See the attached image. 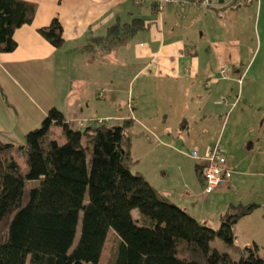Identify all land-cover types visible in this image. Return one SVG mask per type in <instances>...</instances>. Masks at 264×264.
Segmentation results:
<instances>
[{"label": "trees", "instance_id": "1", "mask_svg": "<svg viewBox=\"0 0 264 264\" xmlns=\"http://www.w3.org/2000/svg\"><path fill=\"white\" fill-rule=\"evenodd\" d=\"M209 1L204 7H213ZM251 1L232 0L228 6ZM35 11L31 1L0 0V53L16 48L15 30L30 24ZM148 23L138 17L116 21L90 41L117 46ZM37 32L56 48L63 44L56 17ZM217 77L229 79L228 73ZM127 124L91 123L78 130L51 107L23 144L0 140V264H101L110 230L115 238L109 264H264L257 244L241 246L234 233L235 224L258 205L229 204L216 228L195 219L132 170ZM53 126L60 127L63 143L53 137ZM194 172L203 184L202 166L196 164ZM215 238L227 251L211 247Z\"/></svg>", "mask_w": 264, "mask_h": 264}, {"label": "crops", "instance_id": "2", "mask_svg": "<svg viewBox=\"0 0 264 264\" xmlns=\"http://www.w3.org/2000/svg\"><path fill=\"white\" fill-rule=\"evenodd\" d=\"M26 1L36 4L34 18L30 24L15 30L16 48L12 52L0 53V97L6 103L0 106V130L4 134L12 136L19 132L22 135L29 131L22 128L26 116L19 117L23 107L20 99L16 98L19 92L25 91L20 84L23 75L29 80L35 77L38 82L37 76L43 67L53 65L55 59L63 58V55L69 58L73 72L78 69L81 73L78 78L74 75L69 78V91L78 90L76 100L69 105H73L72 108L66 109V114L58 108L66 121L91 117L115 122L107 126L128 122L125 132L131 138V151L134 140L148 153L154 148L146 139L169 140L168 145L172 148L180 139L185 143L196 140L191 141L192 147L186 153L189 157L192 151L203 155L217 141L205 144L202 140L219 138L223 125H228L233 132L242 127V115L221 122L225 108L230 110L236 106L234 101H230L234 98L235 89L228 83L229 79L217 77L218 68L225 60L234 62L236 42L227 41L226 37L221 41V38L211 36L213 29L219 31L229 27L230 17L237 13L233 11L240 8H230L228 5L232 0H211L213 7L210 8L190 5L186 0H169L160 12L154 9L157 0L142 4L131 0ZM54 17L61 23L64 37L63 44L57 48L37 32ZM133 17L149 23L125 43L108 47L90 41L104 36L116 21L126 23ZM114 65L120 66L121 75L113 84L109 73L111 69L114 71ZM126 75H129L128 80L124 79ZM238 75L242 76L241 73ZM102 89L105 97L98 98L97 93ZM106 92L112 93L109 100H106ZM129 99L134 100L130 106L127 104ZM11 109L15 111V118ZM223 152L227 165L234 170V163L224 149ZM134 160L138 163L140 158ZM140 172L146 177L144 172ZM154 180L161 185L156 177ZM229 184L221 186L228 187ZM199 185L203 189V184ZM163 186L162 189L154 187L170 199V191ZM194 196L201 198L204 195L201 191V195ZM179 200L187 203L183 194L179 195Z\"/></svg>", "mask_w": 264, "mask_h": 264}, {"label": "rangeland", "instance_id": "3", "mask_svg": "<svg viewBox=\"0 0 264 264\" xmlns=\"http://www.w3.org/2000/svg\"><path fill=\"white\" fill-rule=\"evenodd\" d=\"M234 12L237 13L230 17L229 27L227 29L220 28L219 31L213 29L211 36L221 38L219 39L221 41H223L222 37H226L227 41L234 40L236 42L233 47L235 50L234 62L225 60L222 63L228 73V83L235 89L234 98H230V101H234L236 106L230 110L225 108L226 113H222L221 122L231 120L236 115H242L244 123L236 132L228 128V125H223V134L221 133L219 138L202 140L205 144L217 141L226 151L227 157L234 163V170L231 167L234 172L231 183L228 187L219 186L201 198L192 197L194 194L201 195L202 191L194 172V164L201 165L202 161L194 160L186 154L192 147L191 141L196 140H188L185 143L179 139L176 140V143L173 144L174 148H172L168 145L169 140L146 139V142L149 141L152 144L151 147L154 148L148 153L145 152L148 151L146 148L144 149L139 142L134 140L131 154L133 159L140 158V160L132 170L144 172L152 183L151 185L155 187L162 189L164 185L163 189L170 191L172 195L170 200L174 204L182 208L185 207L184 209L192 217L205 221L212 228L218 227L220 215L224 212L227 203H257L259 206L252 213L237 222L234 226V233L237 243L241 246H251L256 243L260 256L264 258V0H252L249 4L241 5ZM222 22L225 24L223 20ZM64 49L65 47L61 49L63 53ZM63 56L58 60L55 59L53 65L43 67L41 74L36 75L38 82L35 77L29 80L28 76L23 75L24 78L20 84L25 91L20 89L22 91L17 94L16 98L20 99L23 107L19 117L26 116L22 121H26L22 124L24 131L39 127L46 112L52 106L63 109L62 112L65 114L66 109L72 108L73 105L70 107L69 105L76 100L78 90L69 91V78L74 76L78 78L81 73L78 69L73 72V69L70 68L69 58ZM114 66V71L112 72L111 69L109 73L113 84L121 75L120 66ZM236 69L240 72L235 71ZM239 73L242 76L238 75ZM31 76L32 74L30 78ZM126 78H129V75L124 76V79L128 80ZM125 80L124 83H126ZM24 92L25 94H23ZM99 94L102 96L100 98L105 97L103 89L97 93V97ZM106 94L108 96L106 100H109L112 93L106 92ZM133 102V99H129L128 106ZM221 102L222 99H220ZM1 105L4 106L6 103L0 97ZM10 111L14 116L15 111L13 109ZM240 111L243 113L240 114ZM108 120V118L79 117L68 123L73 128L83 130L90 123L106 125L115 123L113 120ZM78 123L81 126L77 125ZM52 131L55 140L63 143L65 139L61 134L60 127L53 126ZM24 133L21 135L19 132H15L12 136H8L0 130V139L14 144H23ZM133 139L135 138L133 137ZM154 177L161 182V185L154 180ZM180 194L186 197V204L179 200ZM186 207H189L188 210ZM133 216L136 217V212L133 213ZM79 231L80 224L77 226L72 247L78 240ZM114 238L115 235L110 230L101 254V264H109ZM211 247L220 252L227 251L219 238H215L211 242Z\"/></svg>", "mask_w": 264, "mask_h": 264}, {"label": "built area", "instance_id": "4", "mask_svg": "<svg viewBox=\"0 0 264 264\" xmlns=\"http://www.w3.org/2000/svg\"><path fill=\"white\" fill-rule=\"evenodd\" d=\"M135 3L144 2L145 0H133ZM157 10L160 11L163 8V4L169 0H157ZM193 5L201 4L203 6L209 5V0H191ZM219 74L222 78L227 77V70L225 66H220L218 68ZM102 97L101 94L98 98ZM82 122V121H81ZM81 122H79L81 124ZM77 125H80V124ZM83 123V122H82ZM91 124V123H90ZM81 126V125H80ZM190 157L195 160L202 161V172H203V195L211 193L216 188L223 184H229L231 181L232 170L227 165V160L223 152V148L218 142L213 144L203 155H200L196 151L190 153Z\"/></svg>", "mask_w": 264, "mask_h": 264}]
</instances>
